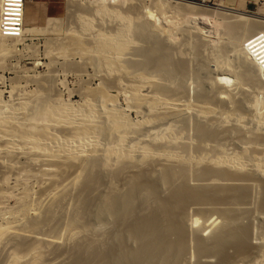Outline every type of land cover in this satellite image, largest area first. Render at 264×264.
Wrapping results in <instances>:
<instances>
[{
    "label": "bare ground",
    "instance_id": "obj_1",
    "mask_svg": "<svg viewBox=\"0 0 264 264\" xmlns=\"http://www.w3.org/2000/svg\"><path fill=\"white\" fill-rule=\"evenodd\" d=\"M69 1L72 3L83 1L94 7L88 14H79L80 27L78 26V31L70 33L64 44L60 43L61 52H65L64 54L68 52V55L72 52L70 55L75 56L89 55V59L95 66L103 67L107 75L111 76L113 73L119 75L114 76V80L127 98L129 104L127 107L131 109L130 111L141 114L142 118L139 121L132 120L130 112L119 106L118 96L110 93L108 81L103 83L94 99L86 100L82 105L64 101L61 98L50 101L49 96L45 97L42 94L41 96L38 94L39 100L35 99L31 101V104L22 101L19 107L13 110L9 108L12 106L4 110L0 105V163L4 164L5 158L13 157L15 161L17 160L16 164L13 163L17 165L22 163L18 162V159L25 157L31 164L30 167L25 164L24 169L21 168L22 174L26 175L25 179L35 176L45 181L49 177L53 180L50 182H55L52 184V189H48L49 192L43 190L47 192L45 210H42L45 214H43L48 217L50 214L53 216L51 211L56 207L54 204L61 203L69 189L72 190V187L78 185L80 192L76 197L79 201L77 215L72 218L73 221L71 219L74 225L72 223L69 225L78 226L80 223H85L84 228H88L91 225L89 221H92L90 219H93L97 222L96 224L104 226L115 224L116 227L114 231V227L110 228L114 232L112 234L107 227L110 235L108 234L107 238L105 231V239H108L106 242L104 238L98 239L99 242L97 238V241H92L94 238L78 240V243L73 245V249L71 247L72 251L68 252L69 257L67 256L68 260L65 262L61 261L62 254L56 253L62 246L59 236L55 239L56 254L53 253V258H47L48 255L43 256L42 243L51 242L50 236L49 238H32L34 233L36 235L35 231L40 228L41 221L47 220V217H43L41 208H37L35 216L31 215L32 218H29V207H27L29 205L25 203L29 193L23 191V195L18 199L20 205H17L20 210L15 208L21 215L13 214L11 211L13 214L11 218L0 223V250L3 246L6 247L7 241L12 244L10 264H55L58 260V263L61 261L63 264H258L259 260L264 259V243L258 248L256 244V247L253 246V225L245 226L243 220L248 217L245 208L253 203L249 201L252 199L251 194L255 185L262 187V201L260 200L262 203L260 204L264 207V113H256V110L264 111L259 109L260 107L264 109V54L257 53V49L254 56L249 55V50L256 49L264 43V16L229 7L224 2L216 5L219 8H214L185 0H123V4L136 2L132 6L137 15L134 17L133 9L128 11L129 13L119 10L120 13L115 7L110 6L108 0ZM98 15L104 17L113 15L120 18L121 23L107 33L98 31L94 34L92 32L94 17ZM184 18H191V21L189 19L191 24L192 21L204 20L203 25L206 27L216 21L218 29L216 25L215 28L219 30L218 38L222 35L223 28H220L224 27L226 32L223 34L227 33L228 37L231 35L230 37L235 40L234 43L232 42L235 45L232 49L236 51L233 53L238 55H234V58L239 60L235 62L236 59H234L233 65L230 62V65L223 62V64H217L212 71L214 74H211L212 79L210 76H204L201 79L199 77L201 74L198 75L197 77L201 80L197 79L199 85L195 88H198L199 92L195 89L197 97L196 103L193 104H190V101L186 102L189 100L187 96H190V94L186 95L189 88L184 85L186 82H181L186 81V76L193 73L189 71L188 75L191 65L188 67L185 54L184 58L182 57L184 61L181 57H177L178 52L174 50L177 49L175 47L177 40L173 39L176 38L173 33L176 29L172 31L175 25L176 28H181L180 30L178 28L177 32L182 30L181 26L188 21ZM181 21L183 24L180 23ZM190 22H187V25ZM57 27H60V23L58 24L57 19L51 18L46 27H27L23 37L10 38L13 44L6 43L4 40L0 41V47L9 54L10 46L14 47L25 37L33 38L47 30L48 32L55 30ZM168 28H172L170 32L166 30ZM193 29H191L192 32H194ZM196 29L199 32L197 30L195 32L198 33L203 31L200 26ZM166 31L168 38L163 39L161 32ZM183 31L186 32L184 29ZM87 32L93 33L90 35V45L88 41L84 39L85 42H83L82 39ZM135 35L142 41L141 43H144V46L133 47L136 43L134 41L138 42L136 39L133 41L132 36ZM197 35H199L198 41L196 39L195 43L198 42V44L194 45L196 49L193 48L199 56L201 53L197 50H200L205 39L200 44L199 41L203 38H200L201 34ZM224 35L222 37H225ZM171 44L175 45L174 49ZM222 48L224 49V46ZM218 49H222L217 48V52L222 53L223 50L218 51ZM229 52L232 51L228 50V54ZM175 56L179 60L175 59ZM222 59L224 57L219 60ZM225 61L227 62L228 59ZM198 72L196 74H199ZM193 74L195 75V72ZM205 77L211 80H205L207 79ZM112 78L111 81H113ZM231 82L237 88H242L248 82L253 84L250 86L257 87L254 90L262 95V99L256 95H253L256 96L253 103L248 102V98L245 99L246 96L243 99H232L233 95H230L231 91L226 87ZM240 91L243 90L240 89ZM234 92L238 93L236 88ZM214 93V96L210 95ZM21 114L22 117H20ZM189 128L192 133L187 131ZM28 160L24 163L28 164ZM39 161H42L45 167L47 165L52 168L39 167L37 164L40 163ZM57 163L60 164V168L57 167ZM70 163L78 164L77 168H74L75 173L66 180L61 178L60 180L57 170ZM35 165H38L37 169H26ZM192 165L194 170L191 168ZM65 167L64 171H66ZM18 170L16 174L21 171L18 172ZM124 173H126V182H124L126 184L122 190H112L115 184L111 183L112 191L107 190L109 194L104 195L105 191L97 196L98 198L92 196L97 184L103 182L107 175L114 179V177L124 176ZM9 176H4L5 180H8ZM105 181L106 178L104 184ZM111 185H113L112 188ZM3 191L2 189L1 192ZM41 194L42 192L39 195ZM254 205L249 209H253ZM52 206L53 209H51ZM207 207L213 209L212 215H218V219L214 218L210 225L205 227L208 220V217H205L206 220H203L205 223L201 222L203 228L200 226L202 214L200 216L196 214V216L191 215V212L202 213L205 210L206 213L209 210L208 208L206 211ZM4 211L0 210L1 217ZM261 216L264 217V215ZM82 224H80L81 227ZM198 224L201 227L199 229L203 228L205 232L210 231H207L206 235L201 234L202 230L198 232L196 228ZM59 225L58 223V227ZM71 228L72 226L67 228L65 238L68 237V240L73 241L80 231L74 230V227ZM258 235L264 237V235ZM61 240L63 241L62 238Z\"/></svg>",
    "mask_w": 264,
    "mask_h": 264
},
{
    "label": "rangeland",
    "instance_id": "obj_2",
    "mask_svg": "<svg viewBox=\"0 0 264 264\" xmlns=\"http://www.w3.org/2000/svg\"><path fill=\"white\" fill-rule=\"evenodd\" d=\"M109 2H110V6H113V7H115L118 11L120 10L121 12H125V13H127L128 11L130 12V10H132L133 8H132V6H134V4L136 3H132V2H130L129 4L127 3V4H123V0H108ZM185 1H190V2H194V3H197V4H201V5H205V6H209V7H214V8H219L218 6H216V5H219V4H223V2L225 3V5H227V6H229V7H233V8H235V9H238V10H245V11H249V12H251V13H253V14H259V15H261V16H264V0H185ZM81 2H83V1H81ZM80 1H78V3H72V1H69V0H61L60 1V3H59V5H58V8L55 10V12H54V16L56 17V19H57V21H58V24L60 23V27L58 28H56L55 30H50L49 32H51V33H49L48 32V30L47 31H45V33L43 32V33H41L40 35H38V36H36V37H29V36H27V37H25L24 38V40H22V41H20L19 43H17L14 47L12 46H10V48L8 49V51H9V54H8V52L5 50H3V48H1L0 47V105H1V107L2 108H4V110L6 109V108H8V106H12V107H9V108H11L10 110H13V108L14 109H16V108H18L19 107V103L20 102H22V101H27L29 104H31V101H35V99L37 100H39V98H38V96L40 95L41 96V94L44 96L45 95V97H50V101H54V100H56L57 98H61V99H63L64 101H70V102H73V103H76L77 105H82L84 102H86V100L88 101L89 99H94L95 98V94L102 88V86H103V83L106 81V83H107V81H108V84H110L109 85V91H110V93L112 94V95H115V96H118V104H119V106L121 107V108H123V109H125V110H127V111H129L130 112V117H132L131 119L132 120H134V121H139V120H141V118H142V116H141V114L139 115V114H136V112L135 111H130L131 109H129V107H127L129 104H128V102H127V98H125L126 96H124L122 93H123V91H120L119 90V88H118V86H117V84L115 83V77H117V76H119V75H115V73H113V74H111V76H109V75H107L106 74V71H105V69L103 68V67H99V66H95V64H94V62L91 60V59H89V55L87 56H85V55H83V56H79V55H73V54H71L70 55V53H72V52H70L69 53V55H68V52H67V54H64L65 52H61V46L62 45H60V43L61 44H64L63 42H66L67 41V39H68V37L71 35L70 33H73V31H78V29H79V27H80V18H79V14H88L89 12H90V10L92 9V7H94V6H92L91 4H87L86 2H83V3H81ZM174 3V2H173ZM77 4V5H76ZM80 4V5H79ZM131 4H133V5H131ZM73 5V6H72ZM82 6V7H81ZM137 6V5H136ZM89 10V11H88ZM119 11V12H120ZM120 12V13H121ZM128 12V13H129ZM132 12L134 13V17H136L137 15L135 14V10L133 9L132 10ZM124 14V13H123ZM132 14V13H131ZM78 15V16H77ZM143 15V14H142ZM205 16V15H204ZM99 17V18H98ZM98 17L97 16H95L94 17V30L92 31L93 33L94 32H98V31H105L106 33L107 32H109V31H111V30H114L120 23H121V19L120 18H116L115 16H113V15H108V17H107V15L104 17V16H99L98 15ZM206 17V16H205ZM78 18H79V20H78ZM115 18V19H114ZM207 18V17H206ZM185 19V18H184ZM183 19V20H184ZM186 19L188 20V21H186ZM185 19V24H184V26L182 25L183 24V22L181 21L180 23H182L181 25H179V26H181V27H183L182 28V30L179 32H177V29L179 28V27H177L176 28V25L174 26V29H172V28H168V29H166L167 31H169L170 29H172V31H174L175 29H176V32H173L174 33V36H176V38H173V39H175L174 41H176L177 42V44H176V46L174 45V44H171V46L173 47V49L176 47L177 49H174V50H176L178 53H176V54H178V58H180L181 57V60H183L182 59V57H183V55H184V57H185V60L186 61H188V67H189V65H191L190 66V69L188 70V75H189V71H191V72H195V75L193 74V73H191L188 77L186 76V78L188 79H186V78H183L184 80L186 79V81H181V82H186L184 85H187V87L189 88H185L187 91V94L186 95H189L190 94V96H187V97H189V100H186V102L188 101H190L189 103L190 104H193V103H196V97H197V95H196V91H198L199 92V90H197L198 88H195V87H198V80H201L202 78H204V76H210V78H211V74L212 75H214L213 74V70H215L214 68H216L215 66L217 65V64H223V63H228L229 64V62H230V64H234L238 59L237 58H234V53L236 52L235 50H233L232 48H234V42H235V40L234 39H232L230 36L231 35H229V37L232 39V41H231V39L225 34H223V33H225L226 31H225V28L224 27H221L220 29H224V31H223V29L221 30V32H222V35H224L225 37H222V35H220L222 38H220V36H219V38H218V35H217V31L219 32V30H217L218 29V23L216 22V21H214L213 23H214V25H213V23L210 25V26H208V27H206V25H203L204 23H205V21L204 20H200V21H192V24H191V18H186ZM189 19H190V21H189ZM117 20H119V21H117ZM192 20H194V19H192ZM116 21V22H115ZM187 22H190V27H192L191 25H193V27L192 28H190V27H188L189 25H187ZM196 22H197V24H196ZM48 23V22H47ZM196 24L195 26L196 27H201V28H203V31H202V33L200 32V33H198L199 31L196 29V27L194 26V24ZM198 23H200V24H198ZM217 27H216V26ZM47 26V24L46 25H44V26H41V27H46ZM79 26V27H78ZM190 28V30L191 29H193L194 27H195V31L197 30L198 32H195L194 31V29H193V31L195 32H192V30H191V32H192V34H191V32H190V30H188V28ZM203 26V27H202ZM213 26H214V28H213ZM113 27V28H112ZM205 27V28H204ZM217 29H216V28ZM220 27V26H219ZM26 28V27H25ZM186 28V29H185ZM212 28L215 30V32L212 30ZM110 29V30H109ZM181 28H179L178 30H180ZM183 29L186 31V32H184L183 31ZM211 29V30H210ZM209 30V31H208ZM58 31H60V32H58ZM71 31V32H70ZM161 32V37L163 38V39H165V38H168L167 37V33L168 32ZM171 31V30H170ZM169 31V32H170ZM188 31H189V34H188ZM204 31H206V32H204ZM212 31V32H211ZM92 32H87V34H84L83 35V37H82V39H83V42H87V43H89V45H90V40H91V34H93ZM209 32H211V33H209ZM220 32V33H221ZM89 33V34H88ZM166 33V34H165ZM172 33V34H173ZM176 33V34H175ZM181 33V34H180ZM185 33V34H184ZM195 35H194V34ZM201 34L200 35V38H203V39H201L200 40V38H199V42H200V44H202L203 42V44L201 45L202 47V50H201V48H199L200 50H197V51H199L200 53H198V55L199 56H197V53H196V51L194 50V48L197 46L196 44H198V42H196L195 43V41H196V39H197V41H198V37L197 36H199V35H197V34ZM206 34V36H205V34ZM213 33V34H212ZM95 34V33H94ZM179 34V35H178ZM184 34V35H183ZM211 34V35H210ZM42 35V36H41ZM86 35H89V36H87L86 37ZM169 36L171 35V33L170 34H168ZM182 37H181V36ZM191 36V37H190ZM202 36V37H201ZM217 38H216V37ZM227 36V37H226ZM66 37V38H65ZM86 37V38H85ZM90 39H89V38ZM134 37V38H133ZM137 35H135V36H132V38H133V41L136 39V40H138L137 39ZM187 37V38H186ZM88 38V39H87ZM179 38V39H178ZM183 38V39H182ZM229 38V39H228ZM2 39V40H1ZM84 39H85V41H84ZM87 39V40H86ZM205 39V41H203ZM209 40V41H206V40ZM212 41H211V40ZM5 41L6 43L8 42V43H12L11 42V40L10 39H6V38H1L0 37V41ZM221 40H223V41H221ZM230 40V41H229ZM234 40V41H233ZM173 41V40H172ZM173 41V42H174ZM192 41V42H191ZM203 41V42H202ZM215 41V42H214ZM226 41V42H225ZM228 41V42H227ZM136 42V43H135ZM142 41H140V40H138V42L137 41H134V43L135 44H133V47L135 48V47H139V45H140V47L141 46H144V43H141ZM173 42H171V43H173ZM176 42H174V43H176ZM187 42V43H186ZM189 42V43H188ZM195 44H194V43ZM205 42H207V43H205ZM229 42H231V43H229ZM233 42V43H232ZM86 43V44H87ZM139 43V44H138ZM223 43V44H222ZM228 43V44H227ZM13 44V43H12ZM231 44V45H230ZM89 45H87V46H89ZM135 45V46H134ZM187 45V46H186ZM194 45H196V46H194ZM217 45V46H216ZM225 45H227V47L225 46ZM175 46V47H174ZM224 46V49H228L229 47H230V49H228L229 51H232V52H229V54H228V50H224L222 47ZM229 46V47H228ZM233 46V47H232ZM194 47V48H193ZM218 47H220L223 51H225V53L222 51V50H220V49H218V51L220 50V51H222V53H218L217 52V48ZM184 48V49H183ZM186 48V49H185ZM188 48V49H187ZM196 49V48H195ZM232 49V50H231ZM258 49V50H257ZM173 50V51H174ZM189 50V51H188ZM256 50H257V53H260L261 52V54H264V43L263 44H260L259 46H257V48L256 49H252V50H249V55L250 56H254V52H256ZM182 51V52H181ZM192 51V52H191ZM175 52V51H174ZM189 52V53H188ZM234 52V53H233ZM4 53H5V55H4ZM230 53H233V54H230ZM64 55H66V56H64ZM197 57H199V58H197ZM195 56V57H194ZM235 56H238L237 55V53H236V55ZM183 57V58H184ZM192 57V58H191ZM224 57V59H222V60H219V59H221V58H223ZM229 57V58H228ZM88 58V59H87ZM178 58H176V56H175V59H178ZM191 58V59H190ZM194 58H195V60H194ZM197 58V59H196ZM201 58V59H200ZM206 58V59H205ZM199 59V60H198ZM204 59V60H203ZM212 59V60H211ZM228 59V61L226 62L225 60H227ZM234 59H236V60H234ZM179 60V59H178ZM203 61V62H201V61ZM215 60V61H214ZM217 60H219V62L217 61ZM230 60V61H229ZM233 60L235 61V62H233ZM184 61V60H183ZM185 61V62H186ZM199 61V62H198ZM231 61L233 62V63H231ZM90 62H92V63H90ZM192 62V63H191ZM223 62V63H222ZM237 62H239V60L237 61ZM190 63V64H189ZM199 63V64H198ZM203 63V64H202ZM209 63V64H208ZM92 64V65H91ZM227 64V65H228ZM229 64V65H230ZM237 64V63H236ZM94 65V66H93ZM198 65H200L199 67H198ZM202 65H204V66H202ZM193 66H195V67H193ZM235 66V65H234ZM207 67V68H206ZM200 68V69H199ZM193 69V70H192ZM195 69V70H194ZM198 69V70H197ZM202 70V71H201ZM199 71V72H198ZM199 73V74H196V73ZM203 72H205L204 74H202ZM117 74V73H116ZM201 74V75H200ZM113 75V76H112ZM198 75H200L199 77L201 78H198L197 76ZM105 76H107V77H105ZM115 76V77H114ZM191 76V77H190ZM197 78H196V77ZM110 77V78H109ZM113 77V78H112ZM196 78V79H194V78ZM111 78H112V80L113 81H111ZM205 78H207V77H205ZM205 79V80H211V79ZM105 79V80H104ZM107 79V80H106ZM198 79V80H197ZM204 80V79H203ZM204 80V81H205ZM111 82V83H110ZM125 82H126V80H125ZM125 82L123 81V84H125ZM188 82V83H187ZM191 82V83H190ZM198 82V83H197ZM114 83L116 84L115 86H114ZM127 83V82H126ZM196 83V84H195ZM112 84V85H111ZM250 84L251 83H247V84H245V85H243V87L242 88H237L234 84H232V82L229 84V86H226L227 87V89H229L231 92H230V95H233V96H231L232 97V99H236V100H238V99H243L245 96V99H247L248 100V102H252L253 103V99L255 100V97L256 96H259L260 97V99H262V95H259L258 93H257V91L256 90H254V89H256L257 87H254V88H252L251 86H253V84H251V86H250ZM194 85V86H193ZM197 85V86H196ZM191 88H190V87ZM235 86V87H234ZM47 87V88H46ZM118 88V89H117ZM235 88H236V91L238 92V90L240 91V89L241 90H243V91H240V92H238V93H236V92H234V90H235ZM246 88H247V90H246ZM195 89H196V91H195ZM200 89V88H199ZM204 89L205 90H207L205 87H204ZM228 90V91H229ZM246 90V91H245ZM208 91H210V92H212L210 89H208ZM233 91V92H232ZM190 92V93H189ZM198 92H197V94H198ZM244 92H246V94H248V96L244 93ZM120 93V94H119ZM193 93H195V94H193ZM209 93V92H208ZM232 93V94H231ZM236 93V94H235ZM256 93V94H255ZM39 94V95H38ZM235 94V95H234ZM195 95V96H194ZM211 96H214L215 95V93L212 95V94H210ZM241 95V96H240ZM253 95H256V96H253ZM31 96V97H30ZM60 96V97H59ZM237 96V97H236ZM240 96V97H239ZM28 97H30V98H28ZM120 97V98H119ZM186 96H185V98H187ZM249 97H250V100H249ZM192 98V99H191ZM188 99V98H187ZM193 99H195V100H193ZM246 100V101H247ZM184 101H185V99H184ZM195 101V102H194ZM3 102V103H2ZM126 102H127V105H126ZM187 102V103H188ZM18 104V105H17ZM8 108V109H9ZM253 107H252V111H253ZM256 109V108H255ZM260 110L262 109V111L264 110L262 107H260L259 108ZM7 111V110H6ZM9 111V110H8ZM258 110H256V113H258V114H261V113H264V111L263 112H260V111H258ZM253 113H255V111H253ZM256 113L254 114V115H256ZM23 115L21 114L20 115V117H22ZM192 119H193V117H192ZM192 123H193V121H192ZM191 128H189L187 131H189L190 133H192V130H190ZM186 133H188V132H186ZM9 157H7V158H5L4 160H5V162L6 163H4V164H1L0 163V206H1V208H0V210L2 209L3 211H4V209H5V211L3 212L4 214L2 215L3 217H1L0 216V223L2 224V223H4L6 220H9L10 218H11V216L15 213V214H18V215H21L20 214V212H18L19 210H20V207L19 206H17V205H20L19 204V198H20V196L21 195H23V191H26V192H28L29 193V197L27 196V198H25V201H27V202H25L27 205H29V206H27V207H29V210H28V212H29V214H30V212H31V214L29 215L28 214V216H29V218H32V216H35V214H36V209L38 208H41V211L43 210H45V203H46V199H47V197H46V193L47 192H49L52 188V184H54L53 182H50V180H51V178H47L45 181H43L44 179H41L40 177L38 178V177H35V176H29V178H31V177H35V178H31V179H29V178H27L26 177V179H25V176L26 175H24V173L22 174V169H24V167L25 166H29L30 167V162H29V160L26 158L25 159V157L23 158H20V159H18L19 161L18 162H22L23 163V165H22V163L20 164V163H17V165L19 166V167H17V165H15L16 164V161L13 159V157L12 158H9ZM14 158H16V157H14ZM12 160V161H11ZM26 160H28V164L27 163H24ZM12 163H11V162ZM13 162H15V164L13 163ZM27 162V161H26ZM40 163H42V161H39ZM7 163H10V164H7ZM40 163H37L38 165H39V167H44V168H46V167H48L49 169H51L52 167H50V166H47L46 165V167H45V165L42 163L41 165H44V166H41L40 165ZM26 164V165H25ZM15 167H17V168H15ZM22 165V166H21ZM25 165V166H24ZM37 165V166H38ZM54 165V164H53ZM56 165H58L57 167L58 168H60V164H56ZM70 165H71V163H70ZM70 165H66V167H65V165H63L65 168H66V171H64V167H61L62 169H60V170H57V171H59L58 172V175H60V176H58L59 177V179L61 178L62 180H66L68 177H72V175L75 173V169L74 168H77V163L75 164L74 163V165H73V163H72V165L71 166H73V167H71ZM6 166H9V167H6ZM24 166V167H23ZM36 166V165H35ZM31 167V168H26V169H37V166L36 167ZM62 166V165H61ZM68 166H70V167H68ZM11 167V168H10ZM56 167V168H57ZM22 168V169H21ZM48 168H46V169H48ZM55 168V167H54ZM54 168H53V170H54ZM55 168V169H56ZM67 168H69L68 170H67ZM191 168H193V170H194V167H193V165L191 166ZM7 169V170H6ZM9 169H11V171L9 170ZM14 169V170H13ZM18 169H20V170H18ZM17 170H18V172L20 171V173H18V174H16L15 172H17ZM5 171V172H4ZM10 171V172H9ZM9 172V173H8ZM61 172V173H60ZM64 173V175H62L63 173ZM8 174H12L11 176H9ZM15 174V175H14ZM20 174V175H19ZM126 173H124V176H120L119 178L118 177H114V179L115 178H118V179H113V177H111V176H109V175H107V177L109 176V178H107V177H105L106 178V183L104 184L103 182H104V180H105V178H104V180H103V182H101V183H99V184H97V186H96V188L94 189V192L92 193V194H94V195H92L93 197L95 196V198L97 197V196H100L101 194H103L105 191V194L104 195H106V194H109V193H107V190H109V191H112V190H115V189H120V190H122L124 187L123 186H125V184L126 183H124V182H126V175H125ZM6 176H9L10 178V180L8 179V180H5V177ZM21 175H23V176H21ZM69 175V176H68ZM71 175V176H70ZM12 176H14V177H12ZM18 178H17V177ZM66 178H65V177ZM64 177V178H63ZM123 178V180H120V179H122ZM14 178V179H13ZM20 178H22V179H20ZM110 178H111V180H110ZM24 179V180H23ZM60 179V180H61ZM125 179V180H124ZM3 180H4V182H3ZM28 180V181H27ZM108 180V181H107ZM114 180V181H113ZM24 183H23V182ZM51 181H53V180H51ZM109 181H111L110 183H109ZM7 182V183H6ZM40 184H39V183ZM48 183V185H47V183ZM19 183H23L22 185L21 184H19ZM103 183V184H102ZM111 183H113V185L115 184V186L113 187V185H111V188L113 187L114 189H110V184ZM4 184V186H2V185ZM46 184V185H45ZM101 184V185H100ZM109 184V186H107ZM9 185V187H7ZM17 185V186H16ZM19 185H20V187H19ZM29 185V186H28ZM50 185V186H49ZM3 188H2V187ZM15 188H14V187ZM40 186H42V187H40ZM47 186V187H46ZM78 185H76V186H74V187H72L71 189L72 190H70L69 189V191L67 192L68 194H66L65 195V198H63L62 199V201H61V203H55L54 205L56 206L55 208L52 206L51 207V209H55V211H54V209L51 211V213H52V215L53 216H51V214L49 215V217L47 216V215H44L45 213L42 211V213H41V215H43V217L45 216V218L47 217V220H48V218H49V220L47 221V220H43V221H41L42 222V224H40L39 225V227L41 228H39V229H37V231H35L36 232V235H35V233H34V235H33V237L32 238H42V237H45V238H49V236H50V238H51V242H43L42 243V252H43V256H47V258H53L54 256V254H56V253H60V254H62L61 255V257L62 258H64V259H62L61 258V261H63V262H65V261H67L68 260V257H69V253L68 252H70V251H72V249H73V245H75L76 243H78V240L80 241V240H84V239H91L92 241H97L98 239H101V238H104L105 239V234L106 235H108L110 232H111V234L112 233H114L113 231L114 230H116V227H115V224H114V226H112L113 224H109V226L108 225H102V224H100L99 225V223L98 224H96L97 222L96 221H94L93 219H90V220H92V221H89L90 223H91V225H90V223H89V225L90 226H88V228L86 227V228H84L85 226H83V224L85 225V223H80V224H82V227H81V225H80V227H79V225L77 226V225H75L76 226V228H75V226H73L74 224L71 222V219L72 218H74L76 215H77V209H78V204L77 203H79V201H78V198H76V197H78L77 195H79V192H80V187L78 186ZM102 186V187H101ZM261 186V185H260ZM260 186H258L257 187V185H255V187H256V189H254L255 187H253V190L255 191H253L252 189V192H253V194L255 193V195H253V194H251V196H252V199L249 201L250 203H252V204H249L251 207H248L247 206V208H245L247 211L246 212H248V217H246L244 220H243V223H245L244 225L245 226H249L250 224H252L253 226V228H252V230H254L253 231V234H252V237H254V238H252V244H253V246L254 247H256L257 246V248H258V246H260V244H262V243H264V241H262V240H264V239H261V238H264V237H260L258 234H260L261 236H263L264 234V228H262V227H264L263 225H264V217L263 216H261V215H264V209H262V208H264V207H262L263 205H261L260 203H262L261 201H262V187H260ZM76 187H77V189H76ZM116 187H118V188H116ZM123 187V188H122ZM12 188V189H11ZM252 188V187H251ZM2 189L4 190L3 192H1L2 191ZM8 189V190H7ZM17 189H19L18 191H17ZM30 189V190H29ZM41 189H42V191H41ZM48 189H50L49 191H48ZM11 190V191H10ZM28 190V191H27ZM46 190L47 192H44V191ZM251 190H250V192H251ZM262 190V191H261ZM10 191V192H9ZM73 191V192H72ZM261 191V192H260ZM5 192V193H4ZM14 192V193H13ZM42 192V194H43V196H42V194L41 195H39L40 193ZM13 193V194H12ZM17 193V194H16ZM19 193V194H18ZM21 193V194H20ZM33 193V194H32ZM72 193V194H71ZM100 193V194H99ZM257 193V194H256ZM5 194V195H4ZM6 194H7V196H6ZM13 195V196H11V195ZM257 195H258V197H257ZM10 196V197H9ZM17 196V197H16ZM72 197V199H71V197ZM253 196H254V198H256V199H254L253 198ZM261 196V197H260ZM32 197V198H31ZM41 197V198H40ZM9 198H12V199H10L9 200ZM39 198V199H38ZM98 198V197H97ZM4 199V200H3ZM37 199V200H36ZM67 200V201H66ZM254 200V201H253ZM261 200V201H260ZM8 201H9V203H8ZM34 203H33V202ZM38 201H40V202H38ZM65 201V202H64ZM35 202H37V203H35ZM60 202V201H59ZM76 202V203H75ZM256 202V203H255ZM69 203V204H68ZM254 203H255V205H254ZM7 204V205H6ZM24 204V203H23ZM41 205V206H39V205ZM57 204H59V205H57ZM61 204V205H60ZM25 205V204H24ZM35 205H37V206H35ZM252 205H254L253 206V209H249V208H252ZM257 205V207H255ZM42 206H43V208H42ZM57 206H58V208H57ZM65 206V207H64ZM77 207V208H76ZM259 207V208H258ZM7 208V209H6ZM19 209V210H16V209ZM147 208V207H146ZM208 208L209 207H207V209H206V211L208 210ZM9 209H11L10 211H8ZM65 209V210H64ZM244 209V210H245ZM256 209V210H255ZM262 209V210H261ZM34 210V211H33ZM92 210H94V209H92ZM143 210V209H142ZM211 212H210V211ZM209 210L205 213L204 211L202 212V213H197V212H191V215H199L200 216V214H202L201 215V217H203V219L202 220H200V223L203 221V220H206V218L209 220H206V223L203 221V224L205 223V227H208L207 225H210V222L211 221H213L214 220V218L216 219H218V215H216V214H214V215H212V211H213V209L212 208H209ZM248 210H250L251 212H249ZM7 211V212H6ZM11 211H12V213H11ZM14 211V212H13ZM61 211V212H60ZM63 211V212H62ZM74 211V212H73ZM259 211V212H258ZM262 211V212H261ZM9 212V213H8ZM27 212V213H28ZM145 211H143V213H144ZM6 213V214H5ZM44 213V214H43ZM55 215H54V214ZM67 213V214H66ZM76 213V214H75ZM141 213H142V211H141ZM194 213V214H193ZM204 213V214H203ZM213 216H211L210 214ZM66 214V215H65ZM72 214V215H71ZM75 214V215H74ZM207 214V215H206ZM32 215V216H31ZM196 215V216H197ZM55 216H58V217H56L55 218ZM212 218H211V217ZM215 216V217H214ZM51 217H52V220H51ZM63 217V218H62ZM195 217V216H194ZM206 217V218H205ZM6 218V219H5ZM44 218V219H45ZM211 218V219H210ZM250 218V219H249ZM54 219V220H53ZM246 219H248V220H246ZM41 220H42V217H41ZM56 220V221H55ZM54 221V222H53ZM72 221H73V219H72ZM84 221V220H83ZM95 222V224H94V222ZM45 222V223H44ZM61 225H59V227H58V223ZM62 222V223H61ZM85 222V221H84ZM209 222V223H208ZM217 222H218V220H217ZM219 222H220V219H219ZM261 222H263V223H261ZM63 223H64V225H63ZM73 224V225H69V224ZM86 223H87V220H86ZM208 223V224H207ZM53 224H54V226H53ZM56 224V225H55ZM93 224V225H92ZM203 224L201 223L200 224V226L201 227H203L204 228V226H203ZM246 224H249V225H246ZM259 224H261V225H259ZM69 225V226H68ZM99 225V226H98ZM258 225V226H257ZM56 226V227H55ZM70 226H72V228L74 227V230L76 229V230H78V231H80V233H81V235H80V233H79V235L76 237V238H74L73 239V241H70V240H68V237H67V239L65 238L66 237V235L67 234H65L66 233V230H67V228L68 227H70ZM86 226H87V224H86ZM93 226V227H92ZM98 226V227H97ZM103 226H104V229H102L103 228ZM198 227H196V228H198V232H200L199 230H202V229H199V224L197 225ZM54 227V229H52ZM107 227L109 228V230H110V232H109V230L107 231ZM113 228V231H112V229H110V228ZM200 227V228H201ZM56 228V229H55ZM61 228V229H60ZM71 228V229H72ZM77 228H79V229H77ZM81 228H84V229H82L81 230ZM101 228V229H100ZM106 228V229H105ZM196 228H195V230H196ZM63 229V230H62ZM96 229V230H95ZM98 229V230H97ZM63 231V232H62ZM83 231V232H82ZM105 231H106V233H105ZM208 231V230H207ZM205 232V230L203 231L202 230V233L201 234H203V233H205V235H206V233H208V232ZM109 232V233H108ZM257 232V233H256ZM39 233V234H38ZM263 235H262V234ZM44 235H46V236H44ZM110 235V234H109ZM109 235L107 236V238L109 237ZM60 236V237H59ZM101 236V237H100ZM102 236H104V237H102ZM258 236V237H257ZM59 237V240L62 242V246L61 247H59V249H58V251H56V253L54 252V249L56 248V242H55V239L56 238H58ZM64 237V238H63ZM61 238L63 239V241L61 240ZM82 238V239H81ZM96 238H97V240H96ZM106 238V239H107ZM258 238H260V240H258ZM67 240V241H65V240ZM77 239V240H76ZM104 239H103V241H104ZM106 239H105V242H106ZM102 240V239H101ZM108 240V239H107ZM256 240V241H255ZM65 241V242H64ZM70 241V242H69ZM77 241V242H76ZM100 240H98L97 242H99ZM262 241V242H261ZM29 242V241H28ZM66 243V244H65ZM74 243V244H73ZM6 245V247H2V252H3V254H2V252H0L1 253V255L4 257V259H3V257L0 255V262H1V264H10V262H12V257H11V253H12V251H13V249H12V247H10L12 244H11V242H9L8 243V241L5 243ZM61 244V243H60ZM64 244V245H63ZM255 244H256V246H255ZM9 246V248H8V246ZM60 246V245H59ZM252 246V247H253ZM71 247H72V249H71ZM5 248V249H4ZM0 250V251H1ZM7 250V251H6ZM9 250V251H8ZM67 250V251H66ZM10 251H11V253H10ZM64 251V252H63ZM54 253V254H53ZM263 253H264V251H263ZM11 254V255H10ZM10 255V256H9ZM68 256V257H67ZM11 257V258H10ZM67 257V258H66ZM9 258V259H8ZM8 260V262H7V260ZM28 259V258H27ZM30 259V258H29ZM5 260V261H4ZM262 260H264L263 258H262ZM260 261L259 260V263L258 264H262L264 261ZM61 261H60V263H58L59 262V260H58V262H56L55 264H63V263H61ZM5 262V263H4ZM12 264V263H11Z\"/></svg>",
    "mask_w": 264,
    "mask_h": 264
},
{
    "label": "built area",
    "instance_id": "obj_3",
    "mask_svg": "<svg viewBox=\"0 0 264 264\" xmlns=\"http://www.w3.org/2000/svg\"><path fill=\"white\" fill-rule=\"evenodd\" d=\"M28 0H0V36L21 38L25 31V13Z\"/></svg>",
    "mask_w": 264,
    "mask_h": 264
},
{
    "label": "crops",
    "instance_id": "obj_4",
    "mask_svg": "<svg viewBox=\"0 0 264 264\" xmlns=\"http://www.w3.org/2000/svg\"><path fill=\"white\" fill-rule=\"evenodd\" d=\"M61 0H28L26 4L25 26L42 28L49 19L55 18L54 12Z\"/></svg>",
    "mask_w": 264,
    "mask_h": 264
}]
</instances>
